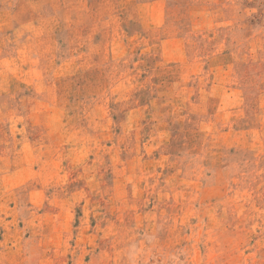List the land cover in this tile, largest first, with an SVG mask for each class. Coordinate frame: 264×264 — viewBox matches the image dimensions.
<instances>
[{"label":"rangeland","instance_id":"374dc122","mask_svg":"<svg viewBox=\"0 0 264 264\" xmlns=\"http://www.w3.org/2000/svg\"><path fill=\"white\" fill-rule=\"evenodd\" d=\"M0 264H264V0H0Z\"/></svg>","mask_w":264,"mask_h":264}]
</instances>
